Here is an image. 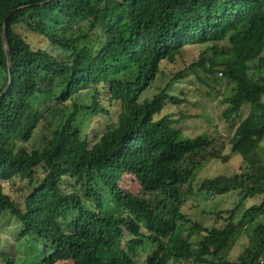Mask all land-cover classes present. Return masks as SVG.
Masks as SVG:
<instances>
[{"label": "trees", "instance_id": "1", "mask_svg": "<svg viewBox=\"0 0 264 264\" xmlns=\"http://www.w3.org/2000/svg\"><path fill=\"white\" fill-rule=\"evenodd\" d=\"M28 34L45 43L35 46ZM207 44L211 56L190 70L234 86L224 101L227 121L241 119L230 156L211 135L187 138L174 127L193 116L160 118L168 100L186 101L169 92L190 68L170 80L162 65ZM256 61L262 72L264 0H0V218L17 223L21 238L45 244L47 259L33 264H264V76H251ZM79 85L85 99L68 108ZM37 101L48 114L36 115L24 137L41 128L43 147L23 151L18 124ZM108 105L121 106L118 119L91 134L83 117L110 115ZM199 154L224 164L241 157L236 175L198 190L236 198L232 209L189 212ZM128 178L140 184L138 194L123 188ZM17 181L31 190L23 202L5 193L3 183ZM196 235L202 239L192 241ZM242 236L250 243L230 261ZM141 248L144 262L136 257ZM0 264L21 258L3 249Z\"/></svg>", "mask_w": 264, "mask_h": 264}, {"label": "rangeland", "instance_id": "2", "mask_svg": "<svg viewBox=\"0 0 264 264\" xmlns=\"http://www.w3.org/2000/svg\"><path fill=\"white\" fill-rule=\"evenodd\" d=\"M180 18V16H179ZM29 40L31 39L32 43L35 46H41V44L45 43L41 38L28 34ZM227 45L228 44H223ZM48 51L52 49L49 46H43ZM212 44L207 45H199V46H188L183 53V60H179L177 64H163L162 70L163 72L170 77V80L178 73H182L181 71L187 70V72L183 75L184 79L177 81L173 88H171V95L179 97L181 100H186L179 104H173L170 100L163 110L160 118L162 117H172V119L180 120L181 117H189L187 120L181 121L179 124H175L174 127L177 130H181L183 134L187 138H195L201 136L203 134L211 135L212 137L218 140L217 150L223 154V156H230L232 154L231 147L229 146L228 139H230L236 129L241 119H238L235 124L227 121L225 118V113L227 109V105H224V101L227 97H229L233 93L234 86L230 84L223 76L220 74H212L208 76L204 73L199 72V76L195 75L191 66L198 62L201 58L202 54L206 57L211 56L212 53ZM256 61L252 63L251 66V76L255 79H258L259 75L264 76V70L260 72L256 68ZM0 77L1 72H0ZM200 79L208 81L210 86H214L215 88H209L206 85H203L200 82ZM166 84V83H165ZM162 87L161 84H158L154 90H151L147 93V97H153L154 94L159 92L158 89ZM78 89L77 94L74 99L66 103L68 108L74 105V103H79L85 99L84 95L87 91L85 85L77 86ZM44 104H40L39 101L34 103L33 106H28L24 111V117L20 120L18 124V128L22 131V139L19 142V148L23 151H31L33 148L37 147V149H41L42 146V132L41 128H39L35 133H33L28 138H25L24 135L28 132L30 124L34 121L36 115L42 116L43 114H48L47 109L43 106ZM111 110L110 115H100L98 117H94L92 119H85L83 117V123L88 125V131L92 133L104 134L106 130L110 127L112 123H114L121 112V106L116 105L110 107L107 106ZM247 111V109H246ZM43 115V116H44ZM246 115L243 116V119ZM38 117V118H39ZM51 119V118H50ZM49 119V121H50ZM54 123V122H53ZM52 123V124H53ZM55 124V123H54ZM26 136V135H25ZM3 145H0L2 148ZM261 157L264 159V140L261 142V149L259 151ZM209 155H197L195 161L197 163L203 164V169L198 175V178L195 182L189 180V185L194 189L190 196V206L189 212L195 213L196 217L199 216L200 212L203 211H225L232 209L236 203V198L231 196H224L217 199H208L204 198L203 195H200L198 191L202 184L209 179H214L219 176L223 177H233L237 174L239 169L238 163L241 161L240 156L233 155V158L229 163L224 164L222 161L218 160H210L208 161ZM245 168L247 166H244ZM42 172L39 171L38 176L42 177ZM71 180V178H69ZM24 183V182H23ZM20 181L16 183H3L5 188V193L11 195L15 199L23 202L27 196L30 195L31 190H28ZM128 187L129 191L138 194L141 191L140 184L136 182L133 178L127 179V184L123 186V188ZM126 189V188H125ZM188 189V188H187ZM188 193V191H186ZM260 198H256L247 205L253 206L254 204L260 203ZM199 212V214H198ZM242 213V212H241ZM241 217V215H240ZM205 225L211 226L214 222L213 218L205 216ZM260 222L264 224V216L260 217ZM72 232V230H67ZM21 228L17 223L10 218H0V250L3 249H13L17 255V257L21 258V264H33L34 261H45L47 259V255L43 253V249L45 244L37 243L36 241L23 239L20 237ZM198 239H202V236L196 235L192 241H197ZM250 243V238L246 236H242L239 239L238 243L230 250L226 256L230 261H235L239 258V256L244 252L246 246ZM146 251V250H145ZM143 248L139 249L137 252V260L144 262L147 258V255Z\"/></svg>", "mask_w": 264, "mask_h": 264}, {"label": "water", "instance_id": "3", "mask_svg": "<svg viewBox=\"0 0 264 264\" xmlns=\"http://www.w3.org/2000/svg\"><path fill=\"white\" fill-rule=\"evenodd\" d=\"M6 52L9 60V67H11V55H10V50L8 44H6Z\"/></svg>", "mask_w": 264, "mask_h": 264}]
</instances>
